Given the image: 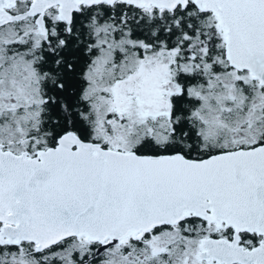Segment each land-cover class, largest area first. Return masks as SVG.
Segmentation results:
<instances>
[{
    "label": "snow or ice",
    "instance_id": "6c2138e0",
    "mask_svg": "<svg viewBox=\"0 0 264 264\" xmlns=\"http://www.w3.org/2000/svg\"><path fill=\"white\" fill-rule=\"evenodd\" d=\"M0 264H264V0H0Z\"/></svg>",
    "mask_w": 264,
    "mask_h": 264
}]
</instances>
